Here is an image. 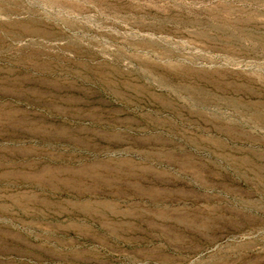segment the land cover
Returning <instances> with one entry per match:
<instances>
[{"label":"rangeland","instance_id":"1","mask_svg":"<svg viewBox=\"0 0 264 264\" xmlns=\"http://www.w3.org/2000/svg\"><path fill=\"white\" fill-rule=\"evenodd\" d=\"M0 264H264V0H0Z\"/></svg>","mask_w":264,"mask_h":264}]
</instances>
